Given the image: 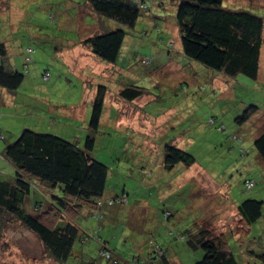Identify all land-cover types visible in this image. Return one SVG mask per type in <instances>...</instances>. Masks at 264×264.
Returning a JSON list of instances; mask_svg holds the SVG:
<instances>
[{
    "label": "rangeland",
    "instance_id": "obj_1",
    "mask_svg": "<svg viewBox=\"0 0 264 264\" xmlns=\"http://www.w3.org/2000/svg\"><path fill=\"white\" fill-rule=\"evenodd\" d=\"M147 2L150 9L129 30L119 60L110 69L81 43L98 27L95 14L87 12L86 0L7 2L0 11V42L6 41L12 63L21 71L27 61L25 50L32 46L35 52L18 93L0 88V126L6 136L0 139V152L27 127L83 145L92 86L103 83L108 86L106 110L93 154L109 167L107 192L121 193L125 188L130 193L128 206L136 200L146 207L140 217L131 214L129 207L115 218H104L101 235L107 236L116 252L128 259L133 255L149 259L153 239L167 248L175 264H196L204 251L191 249L182 234L187 237V229L207 227L212 235L225 237L240 264L263 263L253 251L264 253V216L248 225L237 207L247 198L264 200V159L254 145L264 130V39L257 78L239 74L233 80L218 76L212 81V71L183 53L176 3ZM224 4L264 14V0H225ZM46 70L51 74L47 81ZM133 84L147 89L142 99L121 98L120 91ZM184 86L187 91L181 92ZM119 101L126 104L121 109L128 117L126 123L142 125L147 134L113 126L110 114L117 112L113 107ZM252 105L257 111L248 121L239 122V115ZM77 113L80 116L75 117ZM171 141L193 154L196 162L166 169L164 146ZM0 173V179L14 175L1 155ZM248 180L255 183L250 188ZM167 208L171 215L165 219ZM77 222L89 233L97 225L88 209ZM83 248L88 255L76 258L77 263L89 260L88 256L99 258L95 242ZM54 262L37 235L20 222L12 221L3 229L0 264Z\"/></svg>",
    "mask_w": 264,
    "mask_h": 264
},
{
    "label": "trees",
    "instance_id": "obj_2",
    "mask_svg": "<svg viewBox=\"0 0 264 264\" xmlns=\"http://www.w3.org/2000/svg\"><path fill=\"white\" fill-rule=\"evenodd\" d=\"M8 1L0 0V11ZM172 1L177 6L176 22L183 53L212 71V81L218 76L233 80L239 74L258 77L264 39V14L231 9L225 6V0ZM86 6L87 12L97 17L98 27L94 34L81 43L106 61V68L110 69L119 60L129 30L136 27L139 18L150 6L147 0H86ZM25 52L27 61L21 71L12 63L6 41L0 42L2 90L17 94L23 85L25 72L28 71L27 64L33 61L35 50L30 46ZM50 77V72L46 70L43 79L47 81ZM146 90L138 85H128L120 91L119 96L132 102L142 99ZM180 91H187V87H182ZM107 92L108 86L103 83L92 86V109L87 126L84 127L87 134L83 145L57 133L27 127L15 140L3 147L0 155L14 175L11 179H0V237L10 222H20L37 235L46 252L55 261L54 264H97L99 259L106 260V264H175L168 256L167 248L161 243H155L153 239L149 240L152 246L149 259L142 255H133L128 259L116 252L107 236L101 235L103 220L107 215L115 218L121 215L123 208L130 207V213L140 217L139 214L144 215L146 210L141 201L134 200L133 206H128L131 202L130 193L125 188L121 193L107 192L109 167L93 154L96 135L103 125ZM123 105L126 104L119 101L117 108L113 107L117 112L114 115L108 113L113 117V126L116 129L135 128L137 133L147 134L138 124L130 126L126 123L128 117L121 110ZM257 109L254 105L248 107L239 115L238 121H248ZM76 111L80 112L79 109ZM74 116H80V113ZM49 118L55 119L53 116ZM141 118L147 120L145 116ZM0 139H6L1 126ZM174 143L171 141L164 146L166 169L170 170L180 163L190 166L196 162L193 154L179 148L176 144L178 142ZM254 145L264 159V130L255 138ZM254 184L252 180L246 182L249 188ZM38 187L45 190L41 191ZM237 208L248 225L258 222L264 216V200L261 199L247 198ZM86 209L97 222L91 234L84 231L77 222ZM149 213L151 215V211ZM170 215L171 211L165 209L164 218L168 219ZM185 232L188 236H182L186 238L188 246L193 250L201 248L204 251L203 257L196 264H240L236 254L227 246L225 237L212 235L207 227L194 231L187 229ZM92 242L99 249V258L88 256L89 260L77 263L76 258L88 255L84 252L85 244L91 245ZM253 255L263 258V263L258 260L252 264H264V253L253 251Z\"/></svg>",
    "mask_w": 264,
    "mask_h": 264
},
{
    "label": "crops",
    "instance_id": "obj_3",
    "mask_svg": "<svg viewBox=\"0 0 264 264\" xmlns=\"http://www.w3.org/2000/svg\"><path fill=\"white\" fill-rule=\"evenodd\" d=\"M138 125H139V128H143L142 125H140V124H138ZM180 144H181V142H180ZM178 146H180V145L178 144ZM180 147H182V146H180Z\"/></svg>",
    "mask_w": 264,
    "mask_h": 264
}]
</instances>
